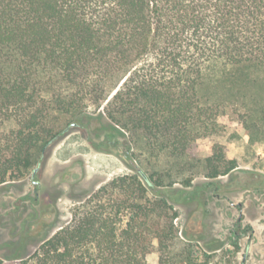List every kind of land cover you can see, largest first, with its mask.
<instances>
[{"label": "trees", "instance_id": "16d2710c", "mask_svg": "<svg viewBox=\"0 0 264 264\" xmlns=\"http://www.w3.org/2000/svg\"><path fill=\"white\" fill-rule=\"evenodd\" d=\"M209 82L242 101L205 98ZM263 82L264 0H0V124L16 120L0 126V184L24 177L71 129L133 170L76 197L72 219L41 237L35 224L1 244L0 264H154L153 251L156 264H198L174 244L177 205L201 187L177 188L132 154L143 145L187 166L221 115L264 142V103L245 90ZM203 163L209 178L239 166L220 142Z\"/></svg>", "mask_w": 264, "mask_h": 264}, {"label": "rangeland", "instance_id": "374dc122", "mask_svg": "<svg viewBox=\"0 0 264 264\" xmlns=\"http://www.w3.org/2000/svg\"><path fill=\"white\" fill-rule=\"evenodd\" d=\"M208 85L202 91L205 98L216 91L217 97L232 98L236 104L242 101L241 95L230 96L219 83ZM257 86L245 90L253 89L255 101L264 103V85ZM2 122L3 131L16 126L14 117ZM237 126L236 118L221 115L214 128L197 138L187 166L167 152L151 153L143 145L132 154L134 164L149 174L163 175L177 188L201 187L177 205L179 232L174 244V251L189 246L198 255V264H264V142H250L247 134L237 132ZM218 142L238 159L239 166L209 178L203 159ZM128 162L116 153L96 150L82 132L71 129L24 177L0 184V245L25 240L35 224V235L41 237L46 227L57 228L71 220L74 209L82 205L76 197L132 173ZM207 182L213 183L202 187ZM148 260L156 264L158 253L151 252Z\"/></svg>", "mask_w": 264, "mask_h": 264}]
</instances>
